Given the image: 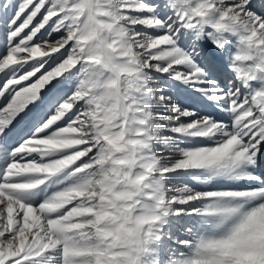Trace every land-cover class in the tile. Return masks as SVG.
<instances>
[{"label":"snow or ice","instance_id":"1","mask_svg":"<svg viewBox=\"0 0 264 264\" xmlns=\"http://www.w3.org/2000/svg\"><path fill=\"white\" fill-rule=\"evenodd\" d=\"M0 25V264H165L161 248L166 264H264L253 0H0ZM162 77L218 112L178 106ZM183 174L248 183L196 191Z\"/></svg>","mask_w":264,"mask_h":264},{"label":"rangeland","instance_id":"2","mask_svg":"<svg viewBox=\"0 0 264 264\" xmlns=\"http://www.w3.org/2000/svg\"><path fill=\"white\" fill-rule=\"evenodd\" d=\"M264 3V0H260ZM5 2H10V0H5ZM14 2V0H12ZM259 3V1H258ZM260 8V9H259ZM256 9V10H255ZM255 13L258 15H261L262 12L264 14V4L260 7H255ZM264 16V15H263ZM27 31V30H26ZM43 31V30H42ZM146 31H152V30H146ZM7 29L6 26L0 25V41H3L5 35H6ZM23 35V34H22ZM47 34L45 33V36ZM56 34H53L55 37ZM211 46L208 45V48ZM0 48H2V44H0ZM199 60L201 64L204 66V69L207 73H209L210 76L218 78L219 81H224V75L231 72V68L224 69V72L219 68L217 57L210 51V49L207 52H202L201 56L199 57ZM154 82L156 86H159L163 88L169 95L173 98L174 102L178 106H183L188 108L189 110H199V114L206 115L209 113V111L213 113H217L218 110L211 108V106L198 94L194 91V89L186 88L184 85H180L176 82H173V85L171 87L168 86L165 78H159L155 79ZM223 113H219L218 117H223ZM217 117V118H218ZM203 146V145H198ZM264 157H261L259 161V167L258 172L262 170L263 163H264ZM259 172V173H260ZM182 178L185 183H187L189 186L193 187L196 191H216L220 190L216 186L217 185H228L232 187H239L241 185H245L248 182L247 181H235V180H229L224 177H216L209 180L206 176H198L193 177L189 176L187 174H183ZM185 217H175L169 221V224L166 226L167 230L169 227L173 229L171 232L172 236L175 237V239H188V234L185 231V227L189 224V219L186 217V220L180 225L182 234L180 235L176 233L177 231V225L179 222H181L182 219ZM186 225V226H185ZM175 229V230H174ZM178 235V236H177ZM174 247L178 251H186L183 247H180L179 245H174ZM166 255V256H165ZM169 254H164L163 257H158L161 261H164L165 264L168 260Z\"/></svg>","mask_w":264,"mask_h":264},{"label":"bare ground","instance_id":"3","mask_svg":"<svg viewBox=\"0 0 264 264\" xmlns=\"http://www.w3.org/2000/svg\"><path fill=\"white\" fill-rule=\"evenodd\" d=\"M258 1H259V3H258ZM262 4H264L263 2H261L260 0H253V11L254 12H256L255 10V7H260V6H262ZM255 9V10H254ZM260 9V8H259ZM264 14H263V12H262V14H261V16H263ZM262 157H264V156H262ZM264 159V158H263ZM263 166H264V163H263ZM260 172V171H259ZM260 173H264V167L262 168V170H261V172ZM186 220V217L184 218V219H182L181 220V222H179L178 223V225H177V231H176V233L177 234H179L180 233V235L182 234V232L183 231H181V224L184 222ZM186 226V225H185ZM170 232H172L173 231V229L171 228V227H169V229H168ZM175 230V229H174ZM178 236V235H177ZM176 237V236H175ZM174 237V238H175ZM169 244L171 243L170 241L168 242ZM180 246V245H179ZM180 247H182V246H180ZM164 254H169L167 251H166V249L165 248H161V250H160V254H159V257H163V255ZM166 256V255H165Z\"/></svg>","mask_w":264,"mask_h":264}]
</instances>
